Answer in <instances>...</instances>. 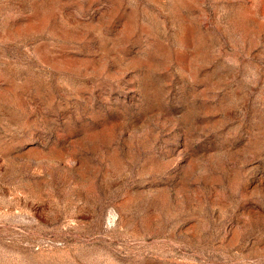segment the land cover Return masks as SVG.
Here are the masks:
<instances>
[{
	"label": "rangeland",
	"instance_id": "374dc122",
	"mask_svg": "<svg viewBox=\"0 0 264 264\" xmlns=\"http://www.w3.org/2000/svg\"><path fill=\"white\" fill-rule=\"evenodd\" d=\"M0 264H264V0H0Z\"/></svg>",
	"mask_w": 264,
	"mask_h": 264
}]
</instances>
